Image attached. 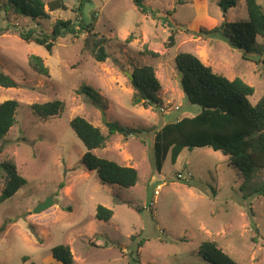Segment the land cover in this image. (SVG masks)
Segmentation results:
<instances>
[{"label":"rangeland","instance_id":"1","mask_svg":"<svg viewBox=\"0 0 264 264\" xmlns=\"http://www.w3.org/2000/svg\"><path fill=\"white\" fill-rule=\"evenodd\" d=\"M63 1L65 9L50 11L47 5L46 18L0 6V71L19 83L0 86V103L20 104L2 140L0 194L9 180L6 162H15L28 180L0 204V264H62L53 256L60 244L71 247L73 264H212L199 251L207 239L240 264H264V193L255 191L264 171L245 183L228 157L211 147L184 148L175 163L168 154L157 170L153 151L158 129L201 110L182 91L174 63L179 52L194 53L215 72L253 85L252 103L264 95V38H258L261 54L244 57L222 33H199L247 19L245 0L226 12L220 0H141L142 10L133 0H85L82 7V0ZM81 11L84 22L94 21L95 31L109 38L105 61L92 56L86 32H65L51 52L20 36L22 29L51 34L56 21L70 18L78 28ZM173 31L176 42L169 47ZM31 55L44 59L49 77L32 70ZM143 65H152L161 82L159 108L132 103L130 75ZM83 86L92 87L99 101L79 93ZM55 99L66 102L60 116L42 119L31 109L32 103ZM102 110L106 122L142 130L127 139L112 135L104 148L94 150L137 168L135 186L102 183L84 162L86 148L70 121L80 115L107 133ZM49 197L53 202L34 212ZM98 204L113 210L109 221L96 218Z\"/></svg>","mask_w":264,"mask_h":264},{"label":"trees","instance_id":"2","mask_svg":"<svg viewBox=\"0 0 264 264\" xmlns=\"http://www.w3.org/2000/svg\"><path fill=\"white\" fill-rule=\"evenodd\" d=\"M84 1L82 0L81 7ZM133 1L139 10H142L141 0ZM245 3L247 19L224 21L219 27L212 30H199V33L210 35L222 33L233 48L245 51L244 57L250 52L261 54L263 51L259 49L258 38H264V0H245ZM47 5L50 11L67 8L63 0H0V6L6 11L11 10L18 15L32 18L49 17ZM234 5L236 0L219 1V6L224 12ZM82 14L81 11L79 13L81 22L78 28L75 27L74 20L70 18L56 21L51 34H38L33 29H22L20 36L25 41H35L45 45L51 52L55 42L65 32L72 34L77 31L86 32L85 44L90 46L92 56L97 61H105L108 58L109 38L95 31L94 21L84 22ZM175 35L176 32L173 31L169 36L167 42L169 47L175 45ZM131 40L132 35L127 38V41ZM146 53L153 57L160 55L148 49ZM29 63L36 73L50 76V69L42 57L31 55ZM174 63L178 73H182L180 78L182 91L188 101L199 105L201 110L194 116H185L168 122L155 132L153 151L157 170H161L163 160L168 154L175 163L184 148L211 147L228 157L230 165L237 167L246 178L245 183L264 171V95L256 103H252L250 96L255 92L253 85L241 77L229 78L215 72L212 66L206 65L194 53L179 52ZM132 75L131 84L135 91L133 105L159 108L162 105L158 95L161 82L156 76L155 68L152 65L139 66L133 70ZM0 86L18 87L19 83L1 70ZM79 93L99 101V94L90 86H83ZM19 105L16 99H8L0 103V154L5 147V142L2 140L15 123ZM31 109L40 118L48 119L62 115L66 110V102L62 99L35 102L31 104ZM70 126L86 148L83 159L87 168L95 170L102 183L118 184L126 188L138 183L140 177L137 168L100 157L94 150L104 148L112 135L119 134L127 139L138 135L142 130L107 121L105 123L107 133H104L99 126L80 115L71 119ZM5 165L9 168V180L0 194V204L13 197L28 183V180L17 171L15 162L9 161ZM255 191L264 193V182L256 187ZM141 209L137 207L138 211ZM113 214L112 209L102 204L96 207V218L100 220L109 221ZM199 251L203 258L212 264H240L211 239L203 240ZM53 256L62 264H73L75 261L68 244L55 246Z\"/></svg>","mask_w":264,"mask_h":264},{"label":"water","instance_id":"3","mask_svg":"<svg viewBox=\"0 0 264 264\" xmlns=\"http://www.w3.org/2000/svg\"><path fill=\"white\" fill-rule=\"evenodd\" d=\"M182 76V73H179V77L181 78ZM130 78L133 79V75L131 74L130 75ZM102 113H103V116H104V122H106V115L105 113L103 112L102 110ZM53 202V199L52 197H49L46 201L40 203L35 209H34V212H39L45 208H47L51 203Z\"/></svg>","mask_w":264,"mask_h":264},{"label":"built area","instance_id":"4","mask_svg":"<svg viewBox=\"0 0 264 264\" xmlns=\"http://www.w3.org/2000/svg\"><path fill=\"white\" fill-rule=\"evenodd\" d=\"M183 175L182 174H179V177H182ZM157 192V191H156ZM158 193V192H157Z\"/></svg>","mask_w":264,"mask_h":264}]
</instances>
